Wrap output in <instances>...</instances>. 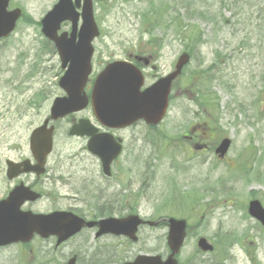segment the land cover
I'll list each match as a JSON object with an SVG mask.
<instances>
[{
    "label": "rangeland",
    "instance_id": "1",
    "mask_svg": "<svg viewBox=\"0 0 264 264\" xmlns=\"http://www.w3.org/2000/svg\"><path fill=\"white\" fill-rule=\"evenodd\" d=\"M53 2L15 0L13 5L18 7L20 3L31 22L36 23ZM106 6L113 7L105 19H102L103 11L98 9L97 17L102 21L100 29L103 34L96 45L98 53L106 52L102 55L105 61L121 58L124 50L139 44L146 52L156 49L154 42L148 45L146 37L140 39L138 30V17L146 14L148 9L155 13L152 17L154 24H161L153 33V40L163 41L166 37L163 59L156 73L166 74L169 61L181 49L174 24L178 22L180 28L190 30L185 35L191 38L187 45L194 47V54L185 72L189 74L192 93L178 97L171 104L165 123L157 130V137L179 136L186 125L196 121V115L201 116L204 110L211 113L212 116L207 114L211 116L210 126L216 129L219 136L232 139L225 162L218 161L210 152L195 154L192 158L186 154L178 155L176 160L182 163L186 172L183 174L177 169L178 163L172 161L175 138L169 137L165 144L160 145L161 149H165L171 143L169 150L160 151V147H154L153 136L147 129L144 131L139 127L121 133L125 141L120 161L123 173L141 174L142 167L149 163V171L154 175L151 176L147 199L139 202L138 213L147 220L167 218L172 213L186 215L191 219V236L199 234L211 241L218 232L230 231L227 234L233 236L238 244L233 246L231 252L235 256L227 264H249L244 249L264 264V227H257L243 207V202L251 193H255L257 200L264 205V0H133L129 3L118 0L113 4L110 1ZM167 18H171L173 27L165 20ZM168 40L174 43L170 44ZM42 42L38 26L23 20L13 38L0 45V115L4 114V124L0 127L4 140L0 143V151L16 144L21 157H28L29 134L46 119L53 99L62 94L57 87V58ZM211 66L209 73L206 69ZM30 76L33 78L29 79ZM186 86L183 88L186 89ZM203 103L206 104L202 107ZM207 104L211 106L207 107ZM82 116L91 118L87 114ZM69 126L67 120L57 124L55 148L49 158L48 169L57 174L64 175L72 170L81 175L82 168L86 167L92 174L97 173L95 160L91 161L82 150L85 143L68 137ZM133 137L140 139L134 141ZM160 153L164 157L156 160ZM73 157L74 168H70L69 160ZM171 178L176 181L179 178L184 183L186 190L183 192L186 194L192 197L203 195L194 212H190L193 207H186L179 215L176 204L170 208L163 206L169 191L174 190V182L165 188V183ZM207 185L216 189L211 187L204 192ZM66 189L60 188L59 194L71 195ZM109 195L111 199V191ZM93 198V204L87 207L90 213V208L97 205L98 194L94 193ZM39 203L41 207L38 211H49L45 200ZM166 232V228L143 227L138 233V242L134 244L108 238L95 242L91 232H85L83 238L67 242L57 250H54L53 241L41 240V264H64L74 253L81 257L80 264H91L93 253H101L103 261L109 259L108 253L118 260H130L138 254H159L163 257L167 253ZM243 233H247L248 238L241 242L239 238ZM85 238L89 239L88 244L82 249ZM224 245L220 244L221 250ZM37 246L35 244L34 247ZM217 248V253L213 255L215 259L221 254L219 245ZM182 250L178 261L189 262L194 251L193 240H187ZM17 252L16 248L0 252V264H24L17 257ZM199 260L200 263L194 260L193 264L206 261Z\"/></svg>",
    "mask_w": 264,
    "mask_h": 264
},
{
    "label": "water",
    "instance_id": "2",
    "mask_svg": "<svg viewBox=\"0 0 264 264\" xmlns=\"http://www.w3.org/2000/svg\"><path fill=\"white\" fill-rule=\"evenodd\" d=\"M7 0H0V33L9 30V21L6 22L2 19L5 16L4 9L6 7ZM86 14L83 16V26L79 34V56L76 57V67L72 65L70 70L66 73L65 79L61 81L62 88L68 93L67 98L57 99L51 109V119L56 120L59 117H64L70 112H77L86 106V99L81 96V86L83 85L86 76L89 73V61L91 58L90 41L97 36V32L92 21V11L88 6ZM54 12L63 11V0L60 4L54 8ZM19 15L16 14V17ZM67 19L58 17L45 21V29H48V37L54 39V32L58 28V24ZM67 47H63L65 50ZM69 49H67L68 51ZM118 75L117 78L114 77ZM81 75L83 81L77 80V76ZM136 78V79H135ZM135 80L131 83V80ZM140 77H132L127 73V70L122 68V65L114 64L105 70L100 79L95 84L91 99L93 104V110L97 120L103 122L107 126L113 127L118 125L129 124L132 120L137 118H144L150 124H156L163 116L166 110V97L160 95V92L164 91L166 85H161L159 88H151L146 90L145 93L138 95V89L141 86ZM156 89V91H155ZM78 127L71 130V133L79 134ZM31 139V152L33 157L38 161L39 165H43V161L46 155L51 150V130L45 132V126L36 130L33 133ZM40 139H45L43 142ZM228 142L224 143L220 147L221 154H224L227 150ZM249 213L253 215L258 221L264 224V212L260 209L257 203H251ZM0 215L2 213L0 212ZM18 218L17 222L12 226L0 228V245H7L8 243L17 242L18 240H29L36 233L44 238L51 235H55L58 238L57 244L63 242L67 238L77 233L83 226L82 221H70L69 216L65 213H54L49 216H32L30 213L22 214L17 213L12 215ZM142 223V221L136 217H129L128 220H106L104 222L97 223L99 233L97 236L103 234L112 233L116 236L122 234L132 240H135L136 228ZM153 225L152 223L149 224ZM91 227L93 224H86ZM169 233L167 237L168 248L171 250L170 256L164 261L160 262L159 257H138L133 263L130 264H177L173 259L179 252L185 234V222L170 220L168 222ZM202 249H210L206 247L204 241L201 243ZM68 264H74V260H71Z\"/></svg>",
    "mask_w": 264,
    "mask_h": 264
},
{
    "label": "flooded vegetation",
    "instance_id": "3",
    "mask_svg": "<svg viewBox=\"0 0 264 264\" xmlns=\"http://www.w3.org/2000/svg\"><path fill=\"white\" fill-rule=\"evenodd\" d=\"M136 56L143 57L142 53L139 54H132L129 57L133 60H137ZM150 56V61L154 60V58ZM139 128V125L131 126L128 128H124V130H115L116 132H124L125 130H132ZM100 132H102L99 129ZM114 131V130H113ZM114 131V132H115ZM208 128L205 126L200 125V123H194L191 126V130L188 131V134L183 136L188 143V146L195 149H203L202 151H206L207 144L206 142L212 139V135L207 133ZM118 137V136H116ZM139 140L140 138L134 137V141ZM12 163H19L20 160H11ZM98 165V173L96 174H89V172L82 171L81 175L76 174L75 172H68L67 178H53L49 180L48 184H45L41 178H37L33 176V174H26L23 176H19L16 179L8 180L6 176V166L7 160L0 161V200L5 198L10 190L14 189L16 185L23 184L24 186L28 187L29 189L35 191L43 190L45 185L51 186L53 189H57L60 186L68 187L71 192H74L75 195L72 197L69 196H58L56 198L50 199L52 211H69V212H77L79 215L84 217H88L87 213H83V209L85 206L80 207L79 205L82 203V199L78 197V195H83L87 192H94L97 191L100 194L101 203L104 207V198L103 193L105 190L114 189L116 187L119 188L120 183L125 179V186H121L122 190L116 193L114 196L115 198L107 199L108 205L106 206V210H103L102 213L108 212L110 216L119 217L122 212H128V207L135 204L137 199L139 201L143 199H147L146 194L148 193L151 185L149 183L148 174L150 165L146 164L142 167V173L130 172L126 177L118 166V161L116 160L113 165L111 166L110 176L103 175L101 165L97 160ZM72 166V165H70ZM123 204V206H122ZM24 210H31L32 212H36V201L30 202L24 205ZM131 209V208H130ZM102 218V217H101ZM32 252V251H31ZM40 254V250L38 251V255Z\"/></svg>",
    "mask_w": 264,
    "mask_h": 264
}]
</instances>
